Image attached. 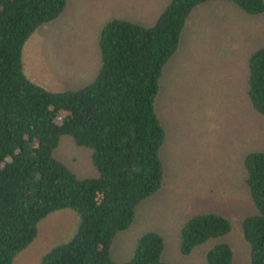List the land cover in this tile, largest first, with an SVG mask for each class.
Segmentation results:
<instances>
[{
  "label": "trees",
  "instance_id": "16d2710c",
  "mask_svg": "<svg viewBox=\"0 0 264 264\" xmlns=\"http://www.w3.org/2000/svg\"><path fill=\"white\" fill-rule=\"evenodd\" d=\"M211 1L170 0L148 26L111 18L99 31L92 81L52 93L27 79L21 53L40 27L62 15L67 0H0V264H13L37 237L38 224L61 210L77 215L76 231L39 264H171L154 231L140 236L125 261H116L111 247L161 188L166 134L154 109L158 81L186 21ZM221 1L240 15L264 14V0ZM245 94L264 119V45L248 58ZM63 137L88 151L93 177L79 178L56 157ZM242 169L253 207L240 222L247 264H264V151L246 153ZM231 230L223 215L194 214L180 226L179 251L188 256L207 245L204 264H233L232 248L219 241Z\"/></svg>",
  "mask_w": 264,
  "mask_h": 264
},
{
  "label": "rangeland",
  "instance_id": "374dc122",
  "mask_svg": "<svg viewBox=\"0 0 264 264\" xmlns=\"http://www.w3.org/2000/svg\"><path fill=\"white\" fill-rule=\"evenodd\" d=\"M170 0H67L62 15L40 27L21 53L27 79L48 92L78 89L99 68L97 40L111 18L148 26ZM264 45V14L240 15L234 6L213 0L186 21L179 48L158 81L154 109L166 134L159 156L164 177L160 190L143 201L126 231L113 240L111 254L122 262L140 236L157 232L165 241L163 259L171 264H204L202 246L183 256L178 234L194 214L226 217L233 264H247L240 222L253 212L243 183L246 153L264 151V119L250 110L245 81L248 58ZM56 157L79 178L95 175L89 153L61 138ZM71 210L51 213L38 224L30 246L13 264H39L54 246L76 231Z\"/></svg>",
  "mask_w": 264,
  "mask_h": 264
}]
</instances>
